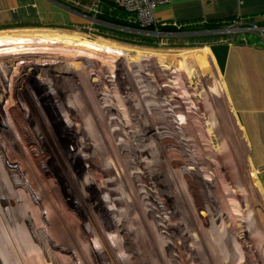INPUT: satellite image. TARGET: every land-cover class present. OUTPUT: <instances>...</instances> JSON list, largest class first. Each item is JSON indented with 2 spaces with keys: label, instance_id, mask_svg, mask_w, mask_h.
Wrapping results in <instances>:
<instances>
[{
  "label": "rangeland",
  "instance_id": "374dc122",
  "mask_svg": "<svg viewBox=\"0 0 264 264\" xmlns=\"http://www.w3.org/2000/svg\"><path fill=\"white\" fill-rule=\"evenodd\" d=\"M251 27L0 31L122 53H0V264H264V198L207 47L264 42Z\"/></svg>",
  "mask_w": 264,
  "mask_h": 264
},
{
  "label": "crops",
  "instance_id": "0c3cea01",
  "mask_svg": "<svg viewBox=\"0 0 264 264\" xmlns=\"http://www.w3.org/2000/svg\"><path fill=\"white\" fill-rule=\"evenodd\" d=\"M154 16L159 24L170 26L228 17L246 26L264 25V0H170L156 7ZM29 29H64L112 38L146 33L114 0H0V31ZM235 38H219L207 47L264 198V42L258 36Z\"/></svg>",
  "mask_w": 264,
  "mask_h": 264
},
{
  "label": "bare ground",
  "instance_id": "6f19581e",
  "mask_svg": "<svg viewBox=\"0 0 264 264\" xmlns=\"http://www.w3.org/2000/svg\"><path fill=\"white\" fill-rule=\"evenodd\" d=\"M51 35V34H50ZM53 36H56L55 34ZM60 36V35H59ZM62 37V36H61ZM65 38V37H64ZM59 42L72 44L73 46L84 48L93 52H103L105 54H122L119 49L105 44H98L88 40H80L71 38L48 37L46 35H38L37 37L31 36H0V53L19 54V50L23 48L24 51H34L40 45H53ZM39 45V46H32ZM48 48L46 46L42 47ZM126 54V53H125ZM85 56L91 57L89 54ZM122 56V55H121Z\"/></svg>",
  "mask_w": 264,
  "mask_h": 264
},
{
  "label": "built area",
  "instance_id": "2783aa9c",
  "mask_svg": "<svg viewBox=\"0 0 264 264\" xmlns=\"http://www.w3.org/2000/svg\"><path fill=\"white\" fill-rule=\"evenodd\" d=\"M169 2L170 0H114V4L118 8L122 9L125 13L129 14L133 22L140 30L149 31L148 29L152 28V33L157 34L161 33L158 28L161 26H165L166 24H159L158 20L154 16V10L159 5H163ZM184 25L185 24H173V26L177 29ZM251 26V29H255L259 34L264 36V26Z\"/></svg>",
  "mask_w": 264,
  "mask_h": 264
},
{
  "label": "trees",
  "instance_id": "16d2710c",
  "mask_svg": "<svg viewBox=\"0 0 264 264\" xmlns=\"http://www.w3.org/2000/svg\"><path fill=\"white\" fill-rule=\"evenodd\" d=\"M234 18L232 17H228L225 19H211V20H207L201 24H196V23H190L184 26H181L179 29H177L174 26H170V25H165L162 27H159L158 30L161 32H165V33H175V32H188V31H197V30H202V31H208V30H215V29H220L222 27L228 26L229 24L234 23L232 20ZM107 21H109L108 19H106ZM236 20H240V19H236ZM119 24L124 25L123 23L119 22ZM258 26H264V25H259L256 24ZM149 31L153 30L152 28L148 29Z\"/></svg>",
  "mask_w": 264,
  "mask_h": 264
},
{
  "label": "clouds",
  "instance_id": "9594fccd",
  "mask_svg": "<svg viewBox=\"0 0 264 264\" xmlns=\"http://www.w3.org/2000/svg\"><path fill=\"white\" fill-rule=\"evenodd\" d=\"M117 256H118L119 259H123L125 257V253L124 252H119L117 254Z\"/></svg>",
  "mask_w": 264,
  "mask_h": 264
},
{
  "label": "water",
  "instance_id": "95a60500",
  "mask_svg": "<svg viewBox=\"0 0 264 264\" xmlns=\"http://www.w3.org/2000/svg\"><path fill=\"white\" fill-rule=\"evenodd\" d=\"M231 30L230 29H223L221 31H216V32H221V33H228L230 32Z\"/></svg>",
  "mask_w": 264,
  "mask_h": 264
}]
</instances>
